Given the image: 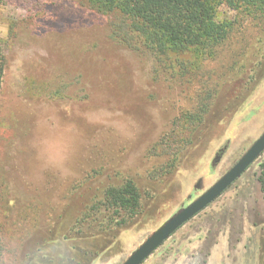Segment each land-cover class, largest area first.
Returning <instances> with one entry per match:
<instances>
[{"label":"rangeland","instance_id":"rangeland-1","mask_svg":"<svg viewBox=\"0 0 264 264\" xmlns=\"http://www.w3.org/2000/svg\"><path fill=\"white\" fill-rule=\"evenodd\" d=\"M121 21L87 0H0V264H124L264 133L262 21L223 4L218 21L235 26L211 56L163 57L119 38ZM201 99V123L173 132ZM263 176L264 153L144 264H264ZM129 180L131 223L74 229Z\"/></svg>","mask_w":264,"mask_h":264},{"label":"trees","instance_id":"trees-1","mask_svg":"<svg viewBox=\"0 0 264 264\" xmlns=\"http://www.w3.org/2000/svg\"><path fill=\"white\" fill-rule=\"evenodd\" d=\"M99 13L121 17L116 35L125 42L137 39L146 50L158 57L187 52L211 56L216 48L222 46L233 32L235 23L218 21V9L225 4L245 18L260 20L264 24V0H87ZM5 72V60L0 54V94ZM209 98V97H207ZM209 101L201 99L199 110L193 114H183L174 122V131L196 126L209 108ZM168 135L155 145V150L169 145ZM177 150L169 149L167 155L176 159ZM221 149L214 163H219L225 155ZM264 192V176L260 178ZM142 196L132 181L120 187H111L103 199L94 204L77 221L74 229L82 232L84 224L95 217L102 216V229L126 226L141 212ZM92 222V221H91ZM75 231V230H74Z\"/></svg>","mask_w":264,"mask_h":264},{"label":"water","instance_id":"water-1","mask_svg":"<svg viewBox=\"0 0 264 264\" xmlns=\"http://www.w3.org/2000/svg\"><path fill=\"white\" fill-rule=\"evenodd\" d=\"M264 153V133L212 188L154 232L124 264H144L173 234L221 197Z\"/></svg>","mask_w":264,"mask_h":264}]
</instances>
